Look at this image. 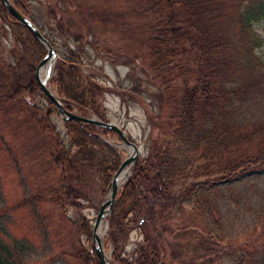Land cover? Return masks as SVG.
<instances>
[{"label": "trees", "instance_id": "1", "mask_svg": "<svg viewBox=\"0 0 264 264\" xmlns=\"http://www.w3.org/2000/svg\"><path fill=\"white\" fill-rule=\"evenodd\" d=\"M10 1L44 35L29 0ZM42 3L62 36L80 42L78 52L56 58L49 80L64 106L108 121L105 94L116 93L123 103L141 104L150 127L146 154L139 156L107 215L112 262L196 264L194 257L189 263L182 257L210 249L208 239L214 238L186 241L194 244L191 252L178 249L171 213L193 203L201 218L216 222L220 188L233 195L234 185L264 173V58L256 53L264 38L253 29L264 19V0H131L150 29L144 51L136 56L139 69L132 67L127 76L129 87L117 88L82 69L83 45L89 36H100L90 21L80 19L85 14L78 0ZM0 39V161L14 171L20 190L8 204L0 189V264H100L90 227L72 222L68 211L79 210L96 191L109 192L122 162L102 137L113 132L68 120L65 139L61 136L51 121L58 108L35 78L46 48L1 2ZM15 209L27 213L37 243L27 228L24 234L10 229ZM135 228L142 238L130 260L121 253ZM204 257L198 256L197 264H213L210 254ZM229 260L264 264V250Z\"/></svg>", "mask_w": 264, "mask_h": 264}, {"label": "rangeland", "instance_id": "2", "mask_svg": "<svg viewBox=\"0 0 264 264\" xmlns=\"http://www.w3.org/2000/svg\"><path fill=\"white\" fill-rule=\"evenodd\" d=\"M42 2L43 0H29L32 9L31 14L42 27L44 35L48 36L49 40H53L52 46L56 58L58 56H68L70 51L78 52L80 42L76 43L72 38H68L66 35L62 36V33L57 29L55 21L47 15ZM132 3L131 0H78L80 12L85 14L80 19L82 21H90L100 36V40H94L93 35L89 36L90 40L83 45V52L81 53L83 60L82 69L88 73L95 74V78L104 86L117 88L123 84L129 87L127 76L131 68L139 69L137 64L139 59L136 56L144 51V42L150 28L146 18L133 8ZM6 28L9 29V26L6 25ZM253 29L264 38V19L254 22ZM65 32L68 33L67 30ZM4 38V44L9 47L11 43L10 34ZM256 53L264 58V45L256 49ZM54 66L55 63H53L50 78L54 74ZM49 87L51 88L50 84ZM40 101L42 100L39 98ZM104 106L108 121L121 127L128 138L137 144L139 156H144L149 145L148 132L150 127L142 105L131 102L128 104L123 103L120 96L116 93H106ZM259 108L260 105L255 104V110L258 111ZM51 121L65 139L64 121L56 110H53ZM102 137L119 152L122 160L129 156V147L114 132L113 134L102 135ZM3 167H5V164L0 161V189L3 193L1 197H3L5 203L10 204L19 198L20 190L17 187L14 171L9 167H6L5 170ZM126 179L119 185V189ZM198 180L206 179L200 177ZM207 186L208 183L203 185L202 190L204 192L202 195L206 193ZM220 190L221 193L216 195L218 201L217 209H219L220 214V217L217 216L216 218L218 221L213 222L210 218H201L195 212L193 203L174 210L168 218L170 227L175 228L172 239L178 249L187 251L189 247L188 251L191 252L195 250L194 244H187L186 241L193 240L195 242V240L204 238L207 235H211L214 238L211 239L212 241L208 239L209 243L207 245L210 246V249L200 251L199 255L198 253H189L188 257H182L185 263H189L190 257H194V263L197 264L199 261L198 256L205 258L204 255L210 254L213 258V264H229V258H233L242 252H252L256 249L264 250V173L256 179H248L238 185H234L230 189L234 193L233 195L228 191L223 193V186ZM109 194L110 190L109 192L96 191L91 199L84 202L85 205L79 210L70 209L68 215L71 221H85L92 232L100 205L108 198ZM194 201H196V198H194ZM11 215L13 218L10 225L15 223L10 229L16 234H24V230L27 228L32 239L37 243L38 236L33 235L31 230H28L30 223L27 219V213L15 209L11 211ZM18 221L20 223L17 225ZM107 229L108 219L106 216L101 222L99 233L101 232L105 253L110 258L111 263H113L111 260L112 246L106 240ZM72 232L75 233V227H73ZM81 232L82 230L78 232L81 241L84 242L87 248H90V243ZM141 238L140 231L137 228L133 229L126 237V243L121 255L132 260L137 242ZM78 239L79 237L77 236Z\"/></svg>", "mask_w": 264, "mask_h": 264}, {"label": "water", "instance_id": "3", "mask_svg": "<svg viewBox=\"0 0 264 264\" xmlns=\"http://www.w3.org/2000/svg\"><path fill=\"white\" fill-rule=\"evenodd\" d=\"M0 2L4 6L6 11L12 17H14L17 20V22L27 27L32 32V34L35 36V38L39 40L47 49L45 56L40 60V62L36 66L35 78H36V81L42 93L58 108V111L61 114L63 120L64 121L76 120V121L85 122V123H89V124H92L98 127L109 129L112 132H114L120 138V140L130 149L129 156L122 160L120 166L118 167L116 172L113 174V177L110 182V194L108 198L101 203L99 211L96 215V218H95V221L92 227V238L94 242V251H95L97 258L99 259L100 264H113L111 263L110 258L106 255L105 250L103 248L102 236L99 233V228L101 226V222L103 218H105L111 210V207L115 200V196L119 189V185L123 182L125 178L128 177L129 171H131L132 167L136 164L139 158V148L137 144H135L128 138L125 131L121 127H119L117 124L111 121L100 120L96 118L94 115L83 116V115L77 114L76 112L68 110L64 106L61 99L50 89L48 85V79L50 78L53 63L56 60V54H55L53 46L48 41V39L45 38L43 34L37 29V27L26 16H24L13 5V3L10 0H0ZM44 66H46L47 71H46V74L42 76L44 78H42L40 73ZM123 172H124V179L121 182H119V176ZM143 219L144 217H142L141 221Z\"/></svg>", "mask_w": 264, "mask_h": 264}, {"label": "bare ground", "instance_id": "4", "mask_svg": "<svg viewBox=\"0 0 264 264\" xmlns=\"http://www.w3.org/2000/svg\"><path fill=\"white\" fill-rule=\"evenodd\" d=\"M45 67L41 71V77L46 74L47 68H45ZM42 72H43V75H42ZM42 78H44V77H42ZM123 179H124V172L119 176V182H121Z\"/></svg>", "mask_w": 264, "mask_h": 264}]
</instances>
